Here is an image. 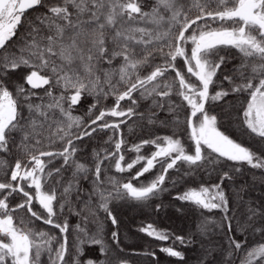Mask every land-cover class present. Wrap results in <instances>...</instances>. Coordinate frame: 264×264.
Here are the masks:
<instances>
[{
	"label": "snow or ice",
	"instance_id": "snow-or-ice-1",
	"mask_svg": "<svg viewBox=\"0 0 264 264\" xmlns=\"http://www.w3.org/2000/svg\"><path fill=\"white\" fill-rule=\"evenodd\" d=\"M230 48L239 52L240 63L226 74L222 66L235 59L225 51ZM85 95L94 103L84 116L73 115ZM109 97L114 104L107 107ZM143 101H150L147 112L139 111ZM221 101L218 119L212 109ZM158 112L171 115L160 123L186 127L192 150L175 133L156 136L128 148L136 156L125 162L121 126L133 117L154 124ZM226 118L259 147L222 131ZM106 131L111 135L105 143L114 147L95 152L91 167L80 163L75 142ZM145 145L156 150L144 156ZM0 153L13 161L0 157V264H41L44 255L48 264H130L110 205L158 197L168 191L166 180L175 187L169 172H179L181 164L187 165L184 175L203 170L219 179L175 197L221 213L197 226L202 237L217 231L223 237L222 244L203 247L200 264H209L215 248L219 264H264V243L245 247L241 239H264V207L246 202L243 188L234 202L222 186L241 172L236 165L264 170V0H0ZM225 161L233 166L225 170ZM141 162L127 182L109 174L113 167L130 172ZM157 165L151 180L133 184ZM82 180H90V189ZM70 216L78 217L76 224L70 225ZM36 221L51 228L39 229ZM106 221L113 226L110 237ZM139 231L171 240L159 251L181 261L184 253L174 245L193 242L151 223ZM94 246L99 255L83 259L85 248Z\"/></svg>",
	"mask_w": 264,
	"mask_h": 264
},
{
	"label": "trees",
	"instance_id": "trees-1",
	"mask_svg": "<svg viewBox=\"0 0 264 264\" xmlns=\"http://www.w3.org/2000/svg\"><path fill=\"white\" fill-rule=\"evenodd\" d=\"M31 14L32 10H29ZM229 57H235V59H230L227 66H222L221 71L226 73L233 65H238L240 63V54L236 49H226L225 50ZM159 62V60H158ZM178 67H181L183 71L186 72V68H183V61L178 59ZM170 76L174 77V73H169ZM219 75V73H218ZM193 82L195 78H192ZM19 82H23L22 80ZM227 82H225L226 84ZM27 87V86H26ZM47 87V86H45ZM38 93H43V89L35 90ZM177 99L176 97H173ZM239 99H243L240 97ZM229 103L237 104V98L235 96H229L226 98ZM94 103L92 96L85 95L82 97L81 103L76 106L73 115L84 116L87 112L88 107ZM129 102H121L122 106H127ZM114 104V97H109L104 101V105L110 107ZM150 101L141 102L139 111L147 112L148 105ZM224 102H218V105L213 107L212 113L218 115L221 113V107ZM208 107V105H206ZM96 110H94L95 112ZM98 114V112H97ZM188 114V110L182 114L181 119L183 120L184 116ZM171 120V115L166 112H158L156 123L148 124L147 119L138 120L136 117H133L132 120L128 121L127 124L121 126V132L124 135V138L127 141L125 147V155L129 158L136 156L135 152L127 151L133 144L140 143L142 139H154L156 136H173L174 138H180L182 143H184L186 150L191 151L193 146L191 141L187 138L186 127L182 126L181 128H175L170 124H162L160 121ZM131 129V130H130ZM222 131H226L233 139L237 142H242L245 146H251L253 149L259 147L256 141L251 140L249 137L242 134V132L237 127L234 120L225 119L223 121V126L221 127ZM111 135L110 131L93 133L91 137H84L83 140L76 141L78 146V152L76 154V159L80 163H85L89 167L92 166V161L95 152H99L102 148L112 147L109 144H106L105 141L108 140V136ZM155 145H145L141 149V154L144 156H150L153 151H155ZM0 157L8 159L10 163L11 158L6 154L0 153ZM61 161H56V166H59ZM108 161H105V164H108ZM114 164V161L112 162ZM141 164H137L130 172L125 173H116L114 167L109 170L110 175H115L117 177L123 178L125 182L131 177L135 176V173L142 167ZM225 170L228 167L233 166V162H224ZM241 167V172L234 174L233 181H225V185H222L225 188L226 194L229 195L232 200L235 202L237 197L236 193L243 188V191L240 192V195L246 202L252 203L256 207H264V170L252 169L247 164L236 165ZM187 168V165H180V171L170 170V178H174L177 181L175 187L172 186L171 180H166V187L168 191L162 192L158 197L153 198L152 200L141 203L133 200L119 201L115 202L110 207L113 209L114 215L117 216L119 221V232L121 246L124 248V253L122 255L130 261V264H200L201 258L204 256L203 247L212 245H219L223 243V237L220 232H215L211 237H202L197 229V226L201 223L203 217L215 218L219 220L221 213L218 210H213L208 212L207 210H201L195 207L190 202H182L178 199H175L176 196L181 194L187 189L190 188H199L201 185L210 186L213 183H218L219 179L216 172H212L210 175L205 171L201 170L192 175H184V170ZM159 170V165L157 168L153 169L152 172L146 173L139 180H133L135 186H139L142 183H146L151 180L156 172ZM66 177H71V170L65 172ZM82 186L85 189H90V180L81 181ZM75 199V196H73ZM19 197H17V201ZM156 205H161L160 209L156 210ZM236 206L235 203L233 205ZM36 209H39L38 205H35ZM179 209V210H178ZM243 211V208L240 209ZM101 219H104V214L100 213ZM78 217L70 216L69 222L70 225L76 224ZM151 223L154 227L160 230H166L175 235H181L187 237H192L193 242L189 245H179L177 242L174 246L177 250L184 253V260H179L175 257H170L167 254L159 251L161 247L172 246V241H159L152 237L147 236L145 233L139 231L140 227L146 226ZM35 226L39 229L49 230L51 226L44 225L40 221L35 222ZM94 227V225L92 226ZM105 233L107 237H110L113 226L110 221H106L104 225ZM52 231L59 236V231L52 229ZM245 242V247H254L258 243H264V239L261 238L259 234H249L245 237H242ZM71 241V236H69ZM146 251L155 252V256L144 255ZM99 255L98 246L92 248H85V256L83 259L89 257L95 258ZM209 264H219L220 256L219 249L215 248L213 250V255L208 257ZM41 264H48V258L46 255L42 256ZM239 264V259L237 260Z\"/></svg>",
	"mask_w": 264,
	"mask_h": 264
},
{
	"label": "rangeland",
	"instance_id": "rangeland-1",
	"mask_svg": "<svg viewBox=\"0 0 264 264\" xmlns=\"http://www.w3.org/2000/svg\"><path fill=\"white\" fill-rule=\"evenodd\" d=\"M191 47V45H189V48ZM108 119H116V118H108ZM156 150V149H155ZM135 158V156L134 157H132V158H129V157H127L126 155H125V162H130L132 159H134ZM198 189V188H197Z\"/></svg>",
	"mask_w": 264,
	"mask_h": 264
}]
</instances>
